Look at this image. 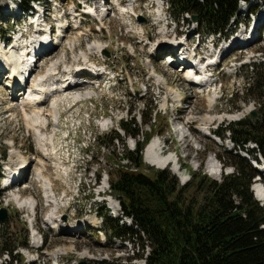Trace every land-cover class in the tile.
<instances>
[{"label":"rangeland","instance_id":"rangeland-1","mask_svg":"<svg viewBox=\"0 0 264 264\" xmlns=\"http://www.w3.org/2000/svg\"><path fill=\"white\" fill-rule=\"evenodd\" d=\"M98 1L105 2L104 5L108 2L112 6V10L107 12L101 24L95 20L94 15L83 14L87 11L84 6V3L87 4L86 0H52V3L45 0L42 2L41 9L45 11V15L50 17V23L55 25L56 21H60L64 28L66 27L65 34L67 33V35L61 39V46L59 45L52 50V54L55 53L52 57H43L36 63L38 68L31 75L27 87L37 80V76L47 73L50 64L56 62L59 65L58 72L60 75L58 77L60 79L65 76H63V70L66 66L77 71L82 67L83 61L81 62V59H84L83 55L86 53H92L88 65L93 68L96 67L97 73L101 72L103 65L105 68L108 67L109 72H114V75L107 78L101 76V80L98 81L96 79L88 80V84L82 86L83 89H79L80 91L73 90L65 94L56 93L47 101L49 104L40 107L44 112V118L41 120L45 124L46 134L53 136L52 139L45 134L46 139H52V144L47 145V153L43 152V154L40 151L36 144V131L29 128L30 121L27 118L33 117L32 109H22L23 104L28 103V100L25 99L27 95L22 98L24 92L21 90L20 94L22 95L20 97L11 96V91L7 90V87L4 88L7 83V74H2L0 82V159L3 153L5 157L3 161L0 160V175H12L15 172L14 175L17 174L18 176L16 178L24 181L16 183L11 191L3 189L5 178L0 181V184L2 183L0 185L2 195L0 208H6L8 211L7 220L4 224H0L3 226L0 230V251L5 248L13 249L19 245L17 254L23 260V264H29L37 258L39 263L36 264H58V262L59 264H78L82 260L89 264H103L104 262L109 264H142L143 259H138L137 256L142 254L139 242L135 245L132 242L122 241L107 232L109 224H105L101 215L108 211V215L115 219L117 214L120 213L121 216L122 213L117 211L118 207L116 210L113 208L109 198L105 200L99 194L103 186H98L105 184L110 188L106 172L115 173L114 169L117 168L115 167L117 164L119 165L118 168L128 166L125 161H118L117 154L122 153L124 149L130 151L135 149L137 143H144L146 137L143 134H151V142L154 139H160V153L167 155L169 152H173L178 157L185 181L174 174L171 167L158 170L167 169L171 171L180 185L189 183V193H199L195 191L196 184L193 179L200 170L204 171L209 179L217 183L222 181L224 175L232 174L234 169L228 159L229 153L239 152L250 158L248 154L237 149L235 141H232L233 137L229 133H225V127L230 123L252 118V113L257 114V117L252 119L253 121L261 119L259 113L261 101L253 100L241 91L244 83V68L240 62H245L247 58L250 62L264 60V41L257 43L259 41L257 37L256 40L249 42L245 49L236 48L226 56L218 51L214 60L221 62V68L219 66L214 72V76L218 78L215 89L211 88V79L207 80L205 87L200 88L185 82L183 69L181 70L174 65L169 67L162 55L157 56L156 46L154 45L152 48V45L158 41H162L164 44L163 41L173 42V40L163 34L166 23L159 24L157 22L158 9L152 6L150 0H136L132 8L134 9L132 15L124 14L122 15L124 17L115 7V0ZM1 2L2 0H0V11L5 8L11 10L17 8V4L9 0L4 3ZM88 4L93 7L94 2L91 1ZM164 7L165 14L169 16L166 6ZM122 8L131 10L127 2ZM72 9L78 11V16L77 18L74 17L75 19L72 16ZM263 10L264 7L261 6L257 14L259 15ZM252 14L253 11L248 15L251 16ZM20 15L23 17L22 12ZM0 18V38L3 37L6 40L8 35L4 31L15 30L17 26H14V22L8 15L0 14ZM139 18H142L143 21L139 22ZM243 19L246 18L243 17ZM171 20L173 27L175 19L171 18ZM189 31L185 24L181 23L177 27L179 38L176 40H187L185 33H190ZM247 38L248 36H245L246 40H248ZM52 39L54 40L55 37L50 38L49 41ZM144 39L146 40L142 42L141 40ZM71 42L74 43V47L73 43L70 46ZM98 42L104 48L100 52L90 51L92 44ZM188 43L192 46L191 42L188 41ZM218 43L219 48L224 46L221 40ZM0 47H2V43H0ZM71 47L74 48L72 51H70ZM13 48L8 49V51H15ZM103 50L108 55L103 54ZM190 59L193 61L192 58ZM7 66L10 67L9 64ZM91 70L87 67V71H81L78 74L87 75ZM205 78L208 77L205 76ZM158 80L164 84L159 83ZM91 85L98 86V88L92 91ZM167 86L175 89L181 95L183 100L180 104L174 103L168 98L165 89ZM237 90L240 91L236 92ZM86 91L91 93L92 98L86 99L82 103H76L77 101L74 100L78 99L74 97ZM74 93L76 95L72 96L71 94ZM165 98L168 102L166 108H162V104L166 101ZM55 102L60 113V117L56 116V119V112L52 108ZM151 106L156 107L154 109L159 115L156 114L155 120L152 117V126H145L143 119H147ZM250 107L252 109L249 111L248 108ZM62 109L66 111L64 115L61 114ZM58 112L57 115H59ZM190 112H192L191 116L189 115ZM238 115L240 118L237 120L226 119L229 116ZM189 116L193 117L194 121L191 120L190 125L188 124L187 128L182 129L185 123L189 121ZM57 117L58 123H56ZM202 117L205 120L220 117L225 119L218 120L219 122L216 121V123L213 122L211 129L205 131L201 129L198 122V118ZM131 118H134L137 128L142 132L135 139L127 136L119 123L120 120L128 122ZM106 119L108 124L103 127L102 122ZM56 124H59L57 129ZM113 130L120 138L111 143L110 137H114ZM213 131L223 133V137L217 138L213 135ZM184 135H187L186 142ZM182 139L183 141H181ZM49 154L51 158L45 159L44 157ZM142 159L143 166L139 168L142 172L148 168L147 173L157 169L150 164L149 166L145 161V150ZM15 160H19V163L17 166L11 167V162ZM20 160L29 162L24 172L19 171ZM253 162L252 166H254ZM255 164L258 165L261 175H264L262 170L264 165ZM212 167L220 174L217 178L212 176L213 174L211 175ZM42 170L44 174L47 171L46 177L53 184L52 189L55 196L59 198L58 202L62 199L60 210L58 209L57 212H59H56V215L60 216L62 226H71L74 223L78 224V222L81 224L80 221L84 219L89 221L95 218V223L89 222L87 227L82 223V235L72 234L74 236H71L65 232L59 233V228H55L53 225L44 227V222L52 208L51 206L47 207L44 181L42 177L40 178V171ZM57 171L61 172V177H58L59 180L55 179L54 172ZM58 174L60 175V173ZM39 179L43 184V189L41 182L36 181ZM260 181L264 184V176L253 180V186ZM43 190L44 192H42ZM31 199L34 200L32 202L34 206L30 212V209L22 208L21 204ZM114 206L116 207V205ZM262 206L264 207V201ZM123 223L122 220L120 224ZM34 230L37 231V234ZM37 235L40 242L42 240L43 243L41 250L33 248ZM24 243H27V247L22 245ZM59 249H73V252L59 255L58 260L54 259L53 256L57 257L54 255V250ZM149 251L150 249L146 248V255ZM83 252L87 253L91 259L80 257ZM0 264H11L10 258L0 257ZM12 264L21 263L13 262Z\"/></svg>","mask_w":264,"mask_h":264},{"label":"trees","instance_id":"trees-1","mask_svg":"<svg viewBox=\"0 0 264 264\" xmlns=\"http://www.w3.org/2000/svg\"><path fill=\"white\" fill-rule=\"evenodd\" d=\"M32 1L38 0H23L22 7ZM259 1L264 5V0ZM168 2L172 17L178 19L184 13L196 16L201 30L210 34L222 32L228 26L238 10L239 0ZM249 67L251 71L244 70L241 91L261 101V119L247 118L225 127L237 149L250 158L239 152L229 153L234 172L224 175L220 183L200 170L193 179L195 191L199 192L194 194L188 191L189 183L180 185L167 169L152 170L149 174L108 172L110 194L119 201L122 215L132 218L134 225L121 226L107 211L101 215L105 224H109L107 232L122 241L135 245L139 242L142 254L137 256L144 258L145 264H264V207L251 190L253 180L261 175L251 161H259V157L264 161V62ZM153 112L151 106L147 119H143L145 126H152ZM120 127L133 139L142 134L134 118L120 122ZM216 134L223 137V133ZM143 135L147 143L151 134ZM119 138L114 131L110 142ZM144 143H137L133 151L125 149L121 157L134 166H143ZM146 248L150 249L147 255ZM15 249L16 246L5 248L0 253L19 259L12 255Z\"/></svg>","mask_w":264,"mask_h":264},{"label":"bare ground","instance_id":"bare-ground-1","mask_svg":"<svg viewBox=\"0 0 264 264\" xmlns=\"http://www.w3.org/2000/svg\"><path fill=\"white\" fill-rule=\"evenodd\" d=\"M6 0H2V2L4 3ZM8 1V0H7ZM87 1V4L91 1L94 2L93 4V7H90V8H87V13H90L91 15H94L96 16L97 19H99V21L102 23V20L106 17V13L109 12V10H112V6H110L111 4H109L108 2L103 6L100 5L99 1L98 0H86ZM152 1V0H150ZM149 1V2H150ZM1 2V3H2ZM129 6L133 7V4L136 3V0H127ZM7 3V2H6ZM5 3V4H6ZM95 5H96V8H95ZM128 6V7H129ZM149 6V4H148ZM146 7V6H145ZM103 8H105V12H102L103 11ZM126 8V7H125ZM124 8V9H125ZM148 8V7H147ZM115 11V10H114ZM134 11V10H133ZM159 9H158V12L156 14L157 16V20L158 22L161 21L159 15ZM78 16V14L75 15V17ZM124 17V16H122ZM125 19V18H123ZM36 21H39V18L36 19ZM160 24V23H159ZM57 28H58V32L61 31L62 29H65L63 25H60L58 24L57 25ZM66 30V29H65ZM38 31H40V29H37V32L36 34H38ZM68 31V30H67ZM45 33V32H44ZM164 34V33H163ZM45 37L44 38H34L30 44V46H32V50H34V52H38V51H44L45 48H46V40L47 38H49L48 34L45 33ZM67 33L63 35V38L66 37ZM144 36V35H143ZM142 36V37H143ZM161 37V36H160ZM165 36L163 35V38ZM162 38V39H163ZM167 38V37H166ZM55 39L57 40V36H55ZM146 39L144 40H141L142 42H144ZM63 41V40H62ZM72 43L71 42V45L72 46ZM62 43L60 42H56L54 44H51L52 45V49L53 47H56L58 45L61 46ZM94 44V43H93ZM90 47V51H100L101 49H103L104 47L101 46V43H96ZM150 45V42L148 43ZM166 44V45H165ZM167 44H170V45H173V43H162L158 41V43H154L152 45V48H154V45L156 46L155 48V51L156 50H160V51H163L165 49H167ZM180 42L177 43V45H179ZM74 43H73V47H74ZM14 47V46H12ZM11 47V48H12ZM229 47V44L227 45H224L221 49V52H224L227 48ZM10 49V48H9ZM52 49H50L47 53H45L42 57H46V58H50L52 57L54 54L53 51H51ZM74 49V48H73ZM72 47L70 49V51L73 50ZM13 50L15 51H8V49H3L0 47V70L3 69V67L7 66L8 64L10 65V67L8 68L9 70V75L7 76L9 79L10 82H15L18 83V86L22 85L23 83V80L26 78V74L30 72H34V70H36L37 66L35 65L33 68H32V65H31V61H28V55H26L24 52H18L16 50V48L14 47ZM51 51V52H50ZM69 51V52H70ZM93 52V53H94ZM23 53V54H22ZM83 53H86V52H83ZM52 54V55H51ZM90 56H92V53L89 54V53H86L83 55L84 59L82 58L81 61H83V64H82V69L79 68L78 71H83L85 70L87 67L89 69H92V70H95V68H93L91 65H88L89 63V59H90ZM41 58V57H40ZM35 59V57H34ZM80 60V59H79ZM191 59L188 58V59H185L186 63L189 65L187 66L186 68H184L182 71L184 72V79H185V82H189L190 84L192 85H197L199 86L200 88L202 86L205 87V85H207V82H206V79L204 77H202L200 74H198L197 72L200 70V68H197L198 67V64H195L194 61H190ZM39 61V60H38ZM71 66V65H70ZM84 66V67H83ZM86 66V68H85ZM196 66V67H195ZM59 68V65L56 63H53L52 65L50 64V68L47 69L48 72L45 73L43 76H40L37 80H35L33 82V84L31 85L30 87V92L28 93L27 92V100H28V103L26 104H23V107L22 109H27V108H31L32 109V112L34 113L33 117H28L27 119L30 121L29 122V128L31 130H34L36 131L35 133V139H36V144L38 146V148L40 149V151L43 153H47L48 152V149H47V145L48 144H52V139H53V136L52 135H47L46 134V131H45V124H43L42 120L44 118V112L43 110L40 108V104L41 102L39 101L43 96L46 98L47 97V93H49L48 90H51L50 92L53 93V90H59L58 92H65L69 87H77L76 84H74V81H72V79H70L69 75H71L73 72H75L74 69H71L69 66H66L65 69L63 70V76L64 78L62 80H60V77L58 78V75H59V72H57ZM155 68V67H154ZM91 70V71H92ZM32 72V73H33ZM173 72V71H172ZM84 73V72H83ZM156 74V73H155ZM82 75V74H81ZM158 79V78H157ZM156 79V80H157ZM163 80V79H162ZM159 83H162L160 80H158ZM164 82V81H163ZM209 82V81H208ZM211 82V81H210ZM158 83V82H157ZM164 84V83H162ZM168 84V83H167ZM209 84V83H208ZM8 86H10V84L8 83ZM79 86V85H78ZM90 88V87H89ZM165 89L167 90V94H168V98L170 100H172V102L174 103H181L182 102V97L179 93L176 92L175 89L171 88V87H165ZM21 90V89H19ZM80 91V90H79ZM85 91V90H83ZM10 95L11 96H16V97H20V94L19 92H10ZM72 95V94H71ZM89 95L90 93L89 92H85L83 94H79V95H76L74 98L75 99H78V100H83L84 98H89ZM25 95H22L21 97L23 98ZM54 96V95H53ZM73 96V95H72ZM70 97V96H69ZM71 98V97H70ZM73 100V99H72ZM212 100V99H211ZM167 100L162 104V108H164L167 104ZM213 102V100L211 101ZM58 103V102H57ZM210 103V101H209ZM56 102L55 104L52 105V108L53 110L56 112ZM166 108V107H165ZM252 109V107L248 108V110L250 111ZM190 111V110H189ZM248 111L246 110V113ZM183 113V112H182ZM255 114V118L257 117V114ZM189 115L191 116L192 115V112L189 113ZM43 116V117H42ZM59 116V115H58ZM189 116V117H190ZM204 118V117H202ZM202 118H198V122L200 123V126H201V129L202 130H205V131H209L211 129V124H213V122L216 123V121H222L223 117H220V118H216V119H206L205 118L200 121ZM239 117L238 116H229L227 117L226 119H229V120H237ZM254 118V119H255ZM193 120V117H190L189 118V121L185 123L184 128H187L189 122ZM194 121V120H193ZM218 121V122H219ZM214 123V124H215ZM39 124V125H38ZM108 124V120L106 119V121L104 120L102 122V126H107ZM190 125V124H189ZM58 124H56V128H58ZM55 130V129H54ZM48 137H51L52 139L51 140H48L46 139V135ZM54 134V133H53ZM186 138H187V135H184V141L186 142ZM160 140V139H159ZM159 140L158 139H154L152 142L150 141L149 144L146 146V149H145V161L150 164L151 166L157 168V169H164L166 167H171V170L174 174H176L177 176H180L181 180L182 181H185L186 179L184 178V175L181 173V167L179 166V162H178V157L174 155L173 152H169L167 155H164L162 153H160V144H159ZM183 141V139L181 140ZM232 141H234V138H232ZM53 151V150H52ZM43 153V154H44ZM51 156H52V153H50ZM50 154L46 157H44L45 159H50L51 156ZM162 154V156H161ZM47 155V154H46ZM164 155V156H163ZM23 157V156H22ZM24 158V157H23ZM254 161V162H253ZM21 162V167H20V170L19 171H25L27 169V166H28V161L27 160H20ZM253 162L254 166L256 169H259L258 165L255 164V163H260L262 165H264V161L262 159V157H259V161H256V160H252L251 163ZM19 163V160H15V161H12L10 166L11 167H14V166H17V164ZM62 166V165H61ZM18 167V169H19ZM58 167V166H57ZM264 167V166H263ZM262 167V170L264 172V168ZM54 169V168H53ZM58 169V168H57ZM61 169V168H60ZM59 171V169H58ZM57 171V172H58ZM211 175L214 176V177H218L220 174L219 172H217L215 170V168L212 167V170H211ZM40 178L42 177L43 178V181H44V194H45V198L47 200V202H51V204L53 205L52 209L50 210V212L48 213V217L47 219L45 220L44 222V225L46 227L48 226H51L53 225V227L55 226V228H59V233H63L65 232V234H70L71 236H74L72 234H76V235H82L83 232H81V230H83L82 228V223H84V226L87 227L88 226V223H95V218L93 219H90L88 221V219H84L80 222H82L81 224H78L77 225V230H75L76 228H74L73 226H75L74 224H72L71 226H62L63 224L61 223L62 221H60V216H57L56 215V212L57 210L59 209V202H58V199H56V196L51 188V181L48 180L49 178L44 176V171H40ZM57 172H54V174L56 175L55 179H58V177L60 178L61 177V172H58L60 173V175L57 173ZM15 173V172H14ZM14 173L12 174V179H15L17 176V174L14 175ZM19 173V172H18ZM39 173V172H38ZM47 173V172H46ZM45 173V174H46ZM25 174V173H24ZM10 175V174H9ZM63 176V174H62ZM264 175H259L258 177H263ZM45 177V178H44ZM257 177V178H258ZM39 178V177H38ZM257 178H255L254 180H256ZM260 179V178H259ZM59 180V179H58ZM22 182L24 180H21ZM20 181V183H21ZM39 181L41 182V180L39 179ZM54 182V181H53ZM42 184V182H41ZM53 185V184H52ZM49 188H50V191H49ZM42 189H43V184H42ZM252 192L255 196V198L258 200V202L261 203V206H262V203L264 201V184L261 183H256L254 186L252 185ZM48 193H50L53 197H46V194L48 195ZM100 195H102L105 200H107L106 198H109L110 201H112V206L113 208L116 210V208L118 207L117 211L119 210L121 212V205L119 206V201L116 200L111 194H110V189L103 185V188L102 190L100 191L99 193ZM48 198V199H47ZM49 200V201H48ZM55 200V201H54ZM34 200L31 199V200H28V201H25L24 203L21 204V207L22 208H26V209H32L33 208V202ZM53 201V203H52ZM118 201V202H117ZM23 202V201H22ZM116 205V207L114 205ZM112 209V208H111ZM60 210V209H59ZM59 212V211H58ZM57 212V213H58ZM122 213V212H121ZM59 215V214H58ZM115 219L116 220H119V222L121 223V221L123 220L124 223L123 224H120L121 226L123 225H126L127 227H132L134 225V222H133V219L132 218H129V217H124L123 215L120 216V213L117 214L115 216ZM122 219V220H121ZM79 223V222H78ZM87 223V224H85ZM62 227V228H61ZM64 227V228H63ZM69 230V232H68ZM75 235V236H76ZM121 240V239H120ZM39 243V240L35 237V240H34V246H37ZM54 255H56L57 257L53 256V258L57 259L58 260V256L59 255H62V254H66V253H72L73 252V249H59V250H54ZM80 257H83V259H91L90 256L87 254V253H82L80 254ZM82 261H85V260H82ZM57 262V261H56ZM81 262V261H80ZM79 262V263H80ZM86 264H89L87 261H85ZM78 263V264H79ZM59 264V262H58Z\"/></svg>","mask_w":264,"mask_h":264},{"label":"water","instance_id":"water-1","mask_svg":"<svg viewBox=\"0 0 264 264\" xmlns=\"http://www.w3.org/2000/svg\"><path fill=\"white\" fill-rule=\"evenodd\" d=\"M195 19L196 18L193 17V21H195ZM251 116H252V119L255 118V114L254 113H252ZM6 216H7V210L6 209H0V223L1 224L5 222ZM79 264H86V262L85 261H81Z\"/></svg>","mask_w":264,"mask_h":264}]
</instances>
